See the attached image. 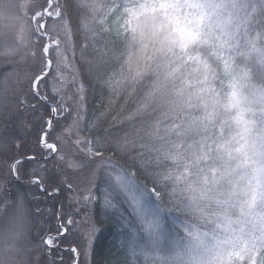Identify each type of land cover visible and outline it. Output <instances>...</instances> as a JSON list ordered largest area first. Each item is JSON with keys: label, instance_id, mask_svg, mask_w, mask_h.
<instances>
[{"label": "trees", "instance_id": "trees-1", "mask_svg": "<svg viewBox=\"0 0 264 264\" xmlns=\"http://www.w3.org/2000/svg\"><path fill=\"white\" fill-rule=\"evenodd\" d=\"M30 1L32 14L49 4ZM135 7L133 0H55L51 10L59 16L47 19L48 38L36 36L38 51L48 39L56 44L49 53L53 67L40 80L37 93L31 82L20 88L12 84L0 60V209L20 198L29 206L32 264H157L121 197L98 180L90 186L91 201L83 200L81 188L75 187L77 173L71 174L62 163L60 155L66 150L77 161L86 160L87 150L99 152L90 166L108 159L132 177L164 208L165 225L178 238L195 226L212 230V222H203L189 196L196 191L198 172L214 163L210 156L222 147L225 153L235 150L238 128L227 107L233 87L238 86L247 101L264 92V66L240 52L245 35L264 46V3L245 8L246 23L239 30L244 36L225 45L224 57L218 59L212 45H196L189 52L208 65L209 102L215 104L210 118L188 107L164 106L154 77L130 69L133 42L128 22ZM42 61L33 71L36 77L46 72ZM56 69L68 75L67 84H61ZM51 107L56 109L52 123ZM247 120L255 128L250 137L255 138L259 123L252 116ZM44 134L46 144L58 147L56 153L43 146ZM204 160L207 168H193ZM47 238L52 246L43 243ZM256 264H264V249Z\"/></svg>", "mask_w": 264, "mask_h": 264}, {"label": "rangeland", "instance_id": "rangeland-1", "mask_svg": "<svg viewBox=\"0 0 264 264\" xmlns=\"http://www.w3.org/2000/svg\"><path fill=\"white\" fill-rule=\"evenodd\" d=\"M133 1L137 8L130 10L128 22L133 42L130 69L135 71V75L150 74L154 77L157 98L164 106L188 107L190 111L200 112L201 118H210L215 104L209 102L208 65L189 52L196 45H212L217 50L214 51L215 56L218 59L224 57L225 45L231 39L240 40V35H243L239 30L246 23L245 8L249 5L258 7L264 0H202L210 6L192 23L193 34L175 43L165 42L162 34H153L152 21L142 16L137 18L140 5L154 0ZM54 3L55 0H49L47 9L32 14L30 0H0V60L4 63L5 74H9L12 84L16 83L18 88L31 82V87L37 91L42 78L36 77L33 71L43 57L45 63L42 61V65L51 62L46 66V72L53 67L49 53L56 44L46 41L38 51L36 36L48 38L44 34L47 19L54 20L59 16L51 10ZM257 43L245 35V44L240 52L246 57L254 56L264 66V46ZM234 45L239 44L235 41ZM221 63L227 67L225 61ZM56 71L63 82L61 84H67L69 77L65 71ZM15 91L19 94L17 87ZM229 96L227 107L234 112L238 128L234 137L235 150L225 153L226 148L222 147L218 154L209 155L214 162L209 166L206 160L193 164L195 169L201 165L204 168L208 166V169L195 176L193 185L196 191L190 193L189 202L201 211L203 222H212V230L201 231L195 226L179 238L187 248L181 260L186 264H237L243 261L256 264L258 254L264 249V92L247 101L235 86ZM17 98L22 99V96ZM247 116L254 117L259 123L255 138L250 137L255 128ZM42 144L46 150L58 151L56 145L45 143V137H42ZM64 152L65 155H60L62 163L71 174L77 173L75 187L81 188L83 200L91 197L90 186L100 180L107 190L121 197L131 208L137 230L145 241L155 219L171 236L178 238L177 232L165 225L164 208L151 201L149 193L123 170L108 159H101L90 166L91 158L98 156L90 150L84 152L88 156L85 161L74 159L71 150ZM201 173L204 176L201 177ZM79 222L82 227V220ZM66 231L63 227V232ZM75 256L78 257L77 253ZM74 264H78V260Z\"/></svg>", "mask_w": 264, "mask_h": 264}, {"label": "snow or ice", "instance_id": "snow-or-ice-1", "mask_svg": "<svg viewBox=\"0 0 264 264\" xmlns=\"http://www.w3.org/2000/svg\"><path fill=\"white\" fill-rule=\"evenodd\" d=\"M209 6L202 3V0H158V2L154 0V2H145L140 5L141 11L137 18L142 16L152 21L153 34H162L165 42L175 43L176 40L193 34L192 23L201 17L204 9ZM44 51L47 52L48 49L45 48ZM50 63L47 61L45 66ZM63 103L64 101L61 100V105ZM55 111L56 109L52 108V112L55 113ZM126 143L127 141H125ZM48 147L53 146L48 145ZM96 154L99 155V152ZM88 200L90 202L91 197ZM43 243L46 246H51L53 241L49 238ZM132 244L134 248L137 246L135 240L132 241ZM145 246L151 248L154 253L153 259L157 264H173V262L180 264L183 255L187 252L182 240L171 236L157 219L152 222Z\"/></svg>", "mask_w": 264, "mask_h": 264}, {"label": "clouds", "instance_id": "clouds-1", "mask_svg": "<svg viewBox=\"0 0 264 264\" xmlns=\"http://www.w3.org/2000/svg\"><path fill=\"white\" fill-rule=\"evenodd\" d=\"M31 210L24 199L0 209V264H32Z\"/></svg>", "mask_w": 264, "mask_h": 264}, {"label": "water", "instance_id": "water-1", "mask_svg": "<svg viewBox=\"0 0 264 264\" xmlns=\"http://www.w3.org/2000/svg\"><path fill=\"white\" fill-rule=\"evenodd\" d=\"M54 117H55V116L52 117V121L54 120Z\"/></svg>", "mask_w": 264, "mask_h": 264}]
</instances>
